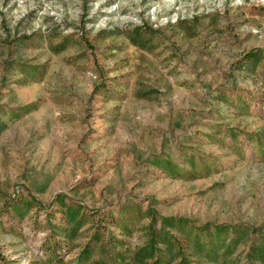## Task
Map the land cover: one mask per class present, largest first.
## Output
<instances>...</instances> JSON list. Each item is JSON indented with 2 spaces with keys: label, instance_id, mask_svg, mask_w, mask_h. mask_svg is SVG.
<instances>
[{
  "label": "rangeland",
  "instance_id": "374dc122",
  "mask_svg": "<svg viewBox=\"0 0 264 264\" xmlns=\"http://www.w3.org/2000/svg\"><path fill=\"white\" fill-rule=\"evenodd\" d=\"M165 219L261 264L264 0H0V264L188 256Z\"/></svg>",
  "mask_w": 264,
  "mask_h": 264
},
{
  "label": "trees",
  "instance_id": "16d2710c",
  "mask_svg": "<svg viewBox=\"0 0 264 264\" xmlns=\"http://www.w3.org/2000/svg\"><path fill=\"white\" fill-rule=\"evenodd\" d=\"M154 163L164 165L165 162L163 160H158V162ZM65 213V220H69V222L74 221V228H72V231L70 232L71 236L75 233L77 226L80 224V218L78 220H75L77 212H75L73 209L69 211L66 210ZM164 222L166 223V225H169L170 227H176L178 230L182 231L185 237L189 239L187 246L189 251L188 256L187 254L185 255L181 253L178 249L176 251H172L173 244L169 242L170 240L166 236H163L162 233L156 234L152 230V232L149 233L150 243L148 248H146L150 249V251L148 253H145L144 256H139L138 253L136 255L137 259L144 260V258H154V264H171L173 259H178L177 264H202L204 263V261L215 262L216 264H234L233 262H229L228 258H230V256L233 254V251L236 248L235 246L240 241L241 232L231 233V230H228L225 227L212 228L209 225L201 229H192L190 227V229L187 230L186 225L184 224L185 222L183 220L175 221L171 219H165ZM152 223H155V221L153 220ZM97 240H99V235L94 234L92 237V241L86 245L84 250H82L81 254L79 255V258L77 259L78 264L87 262L94 249L93 246L92 248L90 247L92 243H95V241ZM155 243H164L167 247L165 251L170 252L173 257L163 258L161 254L156 255V250L154 248ZM189 257L195 258L193 260V263L191 262ZM219 257L221 258V261H219ZM248 257L250 259V262L256 261L264 264V240L262 241L261 245L257 242L252 243ZM117 258L119 259V261L123 259L119 254H117ZM122 261L121 263L123 264L124 262ZM95 264L110 263L99 260Z\"/></svg>",
  "mask_w": 264,
  "mask_h": 264
}]
</instances>
